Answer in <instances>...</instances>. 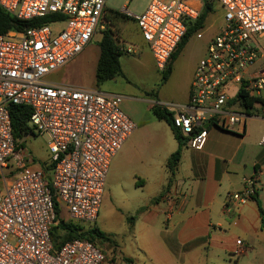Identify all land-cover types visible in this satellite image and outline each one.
Returning <instances> with one entry per match:
<instances>
[{
	"label": "built area",
	"instance_id": "1",
	"mask_svg": "<svg viewBox=\"0 0 264 264\" xmlns=\"http://www.w3.org/2000/svg\"><path fill=\"white\" fill-rule=\"evenodd\" d=\"M205 3L224 10V25L197 64L188 106L175 111L172 126L187 146L200 151L205 126L234 131L245 121L226 107L239 93L252 99L264 89V0H151L131 16L155 68L164 73ZM106 0H0L21 22L40 26L0 35V264H103L94 243L75 239L54 245L55 209L75 224L91 227L101 206L110 164L136 126L120 98L96 90L53 84L49 76L73 61L96 34L112 31ZM134 54L133 46L121 50ZM263 62L259 72H246ZM29 108L27 123L48 138V164L36 165L15 139L9 110ZM261 145H264V137ZM260 188L259 175L244 180L226 205L240 207ZM244 251L242 246L238 252Z\"/></svg>",
	"mask_w": 264,
	"mask_h": 264
},
{
	"label": "crops",
	"instance_id": "2",
	"mask_svg": "<svg viewBox=\"0 0 264 264\" xmlns=\"http://www.w3.org/2000/svg\"><path fill=\"white\" fill-rule=\"evenodd\" d=\"M108 20L116 45L120 50L133 46L134 54L122 52V76L105 82L113 86H109L112 92L103 94L120 98L122 111L136 128L110 164L106 195L93 224L107 238L101 242L107 260L113 258L114 264H264L260 214L261 210L264 216V89L252 98L256 102L248 110L238 99L229 101L226 107L243 115L245 121L232 132L205 126L204 146L193 150L173 126L155 118L152 108L161 107L173 117L175 111L188 106L196 66L213 35L195 57H191L195 48L190 37L171 59L162 82L166 72L155 68L133 20L134 33L114 26L109 14ZM94 38L79 56L52 74L59 77L49 82L102 93L99 87L105 83L96 85L100 49L92 45ZM261 46L264 50V41ZM262 63L249 68L246 75L257 74ZM130 66L145 72L152 85L137 87L135 92L122 86ZM169 82L175 84L172 91ZM178 149L181 157L171 175L166 163ZM256 174L260 179L256 196L240 207L226 205L227 195L241 192L244 180ZM240 246L244 248L241 253Z\"/></svg>",
	"mask_w": 264,
	"mask_h": 264
},
{
	"label": "trees",
	"instance_id": "3",
	"mask_svg": "<svg viewBox=\"0 0 264 264\" xmlns=\"http://www.w3.org/2000/svg\"><path fill=\"white\" fill-rule=\"evenodd\" d=\"M212 11L213 4L205 3L199 20L195 24L188 27L184 38L179 44L176 52L172 55V61L181 52L188 39L203 27V23L206 17L211 14ZM115 15L127 18L125 15H122L120 13H115ZM46 22V18L35 19L31 22H21L5 13L0 8V35H4L10 31L22 32L27 28L40 26ZM98 47L100 49V57L97 64L95 76L97 86L115 79L116 77L122 76L119 58L123 55L120 48L116 45L112 33L109 31L103 33L101 40L98 43ZM169 70L170 68H168L166 73L163 74L162 82L166 80L167 75L169 74ZM237 99L241 101V104L245 108V110L251 108L252 104L256 102V100L248 98L247 95L242 92L238 94ZM261 102L264 103L263 101ZM152 113L157 120L164 121L165 123L172 126V116L165 109L154 106L152 108ZM9 115L13 137L15 139H22L23 137L27 136L31 131L27 126L30 115L29 108L12 106L9 110ZM176 138L181 145V138L177 136V134ZM180 157V149H178L167 160L166 167L171 175L174 174ZM260 214L262 217L261 225L262 229L264 230V216L261 210ZM51 237L55 246H57L58 244H64L66 242L73 241L75 239L87 240L94 244L107 241L105 235L101 233L95 226L89 228L79 224H75L68 220L66 215L58 208L55 209V218L51 230Z\"/></svg>",
	"mask_w": 264,
	"mask_h": 264
},
{
	"label": "rangeland",
	"instance_id": "4",
	"mask_svg": "<svg viewBox=\"0 0 264 264\" xmlns=\"http://www.w3.org/2000/svg\"><path fill=\"white\" fill-rule=\"evenodd\" d=\"M151 0H106V8L109 10V17L112 18L114 26L118 25L121 29H127L128 31L134 33L136 31L134 23L130 20L131 16H139L141 15ZM123 13L127 18H123L121 16H116L115 13ZM224 25V10L218 4L213 5V11L208 16L204 27L193 34L191 36V42L194 45V50L191 53V57H195L197 53L199 54V50L204 44V41L210 37L211 35H217L219 30ZM124 32V31H123ZM118 34V31H116ZM125 36V35H124ZM126 42H130L127 36ZM101 39L100 34H96L94 41L92 43L93 46L98 47V42ZM262 44V42H261ZM132 60V59H129ZM58 75H51L48 78V81H54L55 78H58ZM120 80V79H117ZM122 86L128 88L129 91L135 92L137 87H150L152 85V79L142 70L136 68L135 66H130L128 68V79L127 81H122ZM127 85V86H126ZM109 86H113L111 82L105 83L99 87V90L102 93L112 92ZM175 89V84L169 82L168 90L172 91ZM262 96L264 97V92H262ZM238 110V107H235ZM48 138L46 136L38 135L33 129L32 133L28 134L25 138V149L29 152L31 157L34 160L36 165H44L48 164L50 161V156L47 151ZM106 195V187H104V196ZM92 227V226H91ZM96 245L102 250L105 255V261L107 264H114L115 260L113 258H109L107 260L106 252L102 248L101 243L98 242Z\"/></svg>",
	"mask_w": 264,
	"mask_h": 264
}]
</instances>
